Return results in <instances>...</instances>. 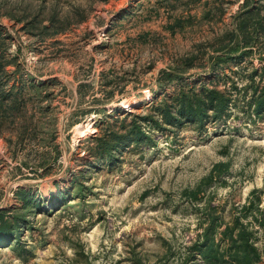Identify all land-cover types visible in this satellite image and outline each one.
<instances>
[{"label": "rangeland", "instance_id": "obj_1", "mask_svg": "<svg viewBox=\"0 0 264 264\" xmlns=\"http://www.w3.org/2000/svg\"><path fill=\"white\" fill-rule=\"evenodd\" d=\"M253 9L264 17V0H0L3 91L23 85L0 108L14 237L0 264H206L212 217L219 243L240 215L264 264V116L242 109L264 32L249 47L233 38ZM52 15L73 21L41 30ZM194 84L231 93L228 116L152 128L155 108ZM133 121L150 142L111 141Z\"/></svg>", "mask_w": 264, "mask_h": 264}, {"label": "trees", "instance_id": "obj_2", "mask_svg": "<svg viewBox=\"0 0 264 264\" xmlns=\"http://www.w3.org/2000/svg\"><path fill=\"white\" fill-rule=\"evenodd\" d=\"M74 15L79 16L76 23H80L85 20L82 13L78 10H74ZM264 17L260 15V11L253 9L246 11L238 22L236 33L233 38L236 39L237 44H243L249 47L252 36L259 38V33L264 32ZM72 19L69 16L64 18H57L52 15L49 19V26L41 27V30H52L54 33H63L68 26L72 23ZM2 29H0L1 34ZM6 63H4V53L0 50V108L1 105L9 100L16 103L20 96L23 85L19 89V93L13 94L4 92L5 76L8 73L5 71ZM264 72V65L255 67L247 75L249 83L242 88L245 91V95L249 93L248 98H244L242 109L249 114H255L259 118L264 116V81L261 84L255 83V78L262 75ZM160 74L171 77V73L161 71ZM234 90L240 91L237 87L233 86ZM181 92L175 93L172 98L169 99V103L164 101L155 108V113L158 116V120L150 118L152 128L164 130L165 126H171L178 128L181 125L195 124L197 128L204 130L209 122H219L225 118L230 103L229 94L226 91H221L217 88L216 84L211 88L206 87V84L200 85L195 90V84L190 86L187 91H182L183 86L178 89ZM16 95V96H15ZM19 105V103H18ZM132 114L131 112H127ZM135 116L134 114H132ZM136 121L130 123L129 129L125 134H116L112 138V142L117 144L133 142L136 144H144L150 142V137L144 135L142 131L135 125ZM124 128V127H123ZM98 140V139H97ZM102 140V137L99 138ZM108 141H104L103 147L107 148ZM214 207H211L213 209ZM243 209H247L244 208ZM241 215L233 220L231 225L226 224L221 231L219 243H213L212 234L215 232L213 226L214 219L212 217L210 225L204 230L205 241L202 246L197 250L199 254L204 258L206 264H252L259 258L258 248L254 243V232L248 231L247 226L241 221ZM213 226V227H212ZM12 239L14 241L12 228L9 223H5V220L0 214V242H7ZM228 243L226 247L220 246L221 242ZM226 258V259H225ZM227 260V261H226Z\"/></svg>", "mask_w": 264, "mask_h": 264}]
</instances>
